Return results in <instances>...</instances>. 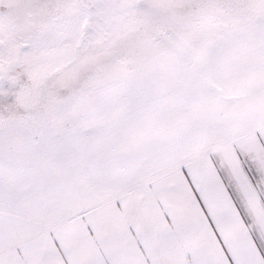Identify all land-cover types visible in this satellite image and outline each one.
I'll list each match as a JSON object with an SVG mask.
<instances>
[{
    "label": "snow or ice",
    "instance_id": "obj_1",
    "mask_svg": "<svg viewBox=\"0 0 264 264\" xmlns=\"http://www.w3.org/2000/svg\"><path fill=\"white\" fill-rule=\"evenodd\" d=\"M0 264H264V0H0Z\"/></svg>",
    "mask_w": 264,
    "mask_h": 264
}]
</instances>
